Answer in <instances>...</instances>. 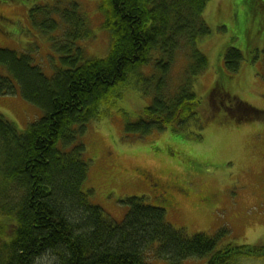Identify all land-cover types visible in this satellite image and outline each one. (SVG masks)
<instances>
[{
  "label": "trees",
  "instance_id": "obj_1",
  "mask_svg": "<svg viewBox=\"0 0 264 264\" xmlns=\"http://www.w3.org/2000/svg\"><path fill=\"white\" fill-rule=\"evenodd\" d=\"M53 1L52 6L37 3L28 12L32 21L37 18L33 26L41 34L56 33L50 45L58 57L53 73H46L30 51L0 48V95L19 93L42 111L24 130L0 114V264H152L151 259L238 264L244 257L264 259V244L224 242L230 236L227 227L186 236L170 226L164 206L175 189L171 181L165 189L164 181L151 178L157 191L151 204L142 197L124 199L127 210L120 221L88 199L93 195L87 187L90 163L81 135L128 93L149 103L140 106L136 119L122 113L127 136L182 130L191 122L199 124V133L203 129L198 119L207 106L201 109L194 87L209 64L198 46L210 33L203 17L209 0H98L102 30L109 36L101 58L89 56L81 45L93 31L80 2ZM257 3L264 16V1ZM234 12L230 22L237 20ZM3 20L9 22L0 14ZM234 26L231 34L243 35ZM222 55L226 73L237 74L240 50L228 47ZM232 89L222 76L215 77L207 118L219 109L230 114L234 100L243 112L254 114L249 120L264 118V111L237 100ZM211 199L199 203L212 206Z\"/></svg>",
  "mask_w": 264,
  "mask_h": 264
},
{
  "label": "rangeland",
  "instance_id": "obj_2",
  "mask_svg": "<svg viewBox=\"0 0 264 264\" xmlns=\"http://www.w3.org/2000/svg\"><path fill=\"white\" fill-rule=\"evenodd\" d=\"M78 1L93 31V36L81 41V45L89 56L101 58L108 51L109 36L102 30L98 0ZM258 1L255 4L252 0L207 2L203 17L210 33L198 46L209 64L197 77L194 87L202 98L201 109L207 106L202 110L203 117L199 115L198 123L203 128L200 133L199 124L191 122L182 130L167 128L143 138L127 136L123 132L122 113L136 119L140 106L149 103L135 93H128L126 100H119L109 114L87 124L81 136L85 157L90 163L87 187L95 195H89L88 199L99 205L106 215L116 221L122 220L127 210L122 201L132 196L142 197L151 204L157 194L152 184L161 179L164 188L171 186L166 184L169 181L175 188L164 207L167 221L173 228L191 236L208 235L227 227L230 236H226L224 242L264 244V118L249 120L248 117L254 116L249 110H237L233 116L222 109L207 118L211 113L208 90L219 76L226 86H233L231 95L237 100L264 111V16L263 11L255 7ZM36 2L54 4L53 0ZM37 3L0 0V14L9 20L8 23L0 22V48L32 52L36 62L50 74L58 60L50 47L56 33L43 35L33 26L37 18L32 21L28 12ZM232 10H236L238 16L230 22L229 19L235 18ZM232 25L243 35L231 34ZM228 47L239 49L242 54L240 70L232 76L227 74L222 55ZM232 103L237 106L235 100ZM0 114L24 130L42 115V111L17 93L0 95ZM199 134L201 138L197 137ZM208 197L212 198L213 205L206 207L201 203ZM151 262L168 264L153 259ZM181 264H206V259H187ZM238 264H264V259L244 257Z\"/></svg>",
  "mask_w": 264,
  "mask_h": 264
},
{
  "label": "bare ground",
  "instance_id": "obj_3",
  "mask_svg": "<svg viewBox=\"0 0 264 264\" xmlns=\"http://www.w3.org/2000/svg\"><path fill=\"white\" fill-rule=\"evenodd\" d=\"M204 205H205L206 207H209V206L207 205V203H205Z\"/></svg>",
  "mask_w": 264,
  "mask_h": 264
}]
</instances>
